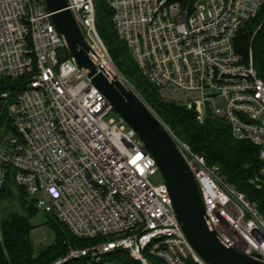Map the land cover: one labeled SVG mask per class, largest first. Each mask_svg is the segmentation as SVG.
I'll use <instances>...</instances> for the list:
<instances>
[{
  "label": "built area",
  "instance_id": "built-area-1",
  "mask_svg": "<svg viewBox=\"0 0 264 264\" xmlns=\"http://www.w3.org/2000/svg\"><path fill=\"white\" fill-rule=\"evenodd\" d=\"M106 2L149 83L185 100L182 106L196 111L201 124L209 115L226 121L232 136L257 147L264 163V64L256 69L252 55L247 62L235 45L264 0ZM68 5L91 59L135 91L98 33L94 0ZM51 17L45 0H0V78L27 77L15 95L1 96L11 101L15 135L0 148V193L12 172L38 210L56 216L76 238L105 242L71 249L55 264L99 261L118 249L141 264H152L148 256L165 264H207L183 232L164 181H151L160 172L155 159L122 119L110 120L113 107L70 56ZM193 94L200 98L189 101ZM165 127L196 179L214 230L231 248L264 263L258 204ZM261 175L252 182L258 189L264 169Z\"/></svg>",
  "mask_w": 264,
  "mask_h": 264
},
{
  "label": "trees",
  "instance_id": "trees-1",
  "mask_svg": "<svg viewBox=\"0 0 264 264\" xmlns=\"http://www.w3.org/2000/svg\"><path fill=\"white\" fill-rule=\"evenodd\" d=\"M96 7V26L98 33L107 47L112 61L139 96L149 105L160 120L168 126L182 142L187 143L192 151L203 156L211 166L221 169L225 180L249 201L258 204L264 216V182L258 189L253 181L263 180L261 175L264 163L259 158L258 148L248 141L236 140L226 121L209 115L201 124L197 113L185 106L167 102L160 91L145 78L132 53L123 41L113 22V11L106 0H94ZM236 50L248 62L252 55L254 66L261 70L264 64V8L260 15L250 21L239 33ZM27 81V77L17 80L0 78V141L7 133L15 135V129L8 115L11 101L1 98L2 94L15 95ZM17 203L25 215L2 207L7 203ZM38 212L34 202L29 199L25 189L18 186L11 172L4 190L0 193V264H55L64 258L69 247L79 246L86 249L90 242L102 239H77L69 229L59 222L49 224L56 230L57 244L35 255L31 242V233L35 227L31 223ZM152 264H165L163 261L148 256ZM66 264H141L123 249L102 256L99 261L91 257L73 260Z\"/></svg>",
  "mask_w": 264,
  "mask_h": 264
},
{
  "label": "water",
  "instance_id": "water-1",
  "mask_svg": "<svg viewBox=\"0 0 264 264\" xmlns=\"http://www.w3.org/2000/svg\"><path fill=\"white\" fill-rule=\"evenodd\" d=\"M45 6L70 56L155 159L182 230L200 258L207 264H264L228 246L214 230L203 211L196 179L175 140L138 93L116 76L107 75L91 59L90 47L68 9V0H45Z\"/></svg>",
  "mask_w": 264,
  "mask_h": 264
},
{
  "label": "rangeland",
  "instance_id": "rangeland-1",
  "mask_svg": "<svg viewBox=\"0 0 264 264\" xmlns=\"http://www.w3.org/2000/svg\"><path fill=\"white\" fill-rule=\"evenodd\" d=\"M200 5H203V3H200ZM115 70L117 71L118 74H120L123 78H125L121 73L118 72L116 67H115ZM160 93H161V97L167 102L175 103L177 105H182L185 102V100H183V99H180V100L177 99L176 96L172 95L168 91H163ZM199 98H200V96H198L197 94H193V95H191L189 101H194V100H197ZM217 104L221 107H225L224 103H222V102H218ZM109 118H110V120H114L116 122L121 121V118L119 117V115L115 111L111 113ZM13 136H14L13 133H7L5 135V137H3L0 141V148L3 149V147L5 145H6L5 148L8 147V145H9L8 143L11 141ZM151 181L154 184H158V183L163 182V177H162L161 173L159 172V174H157L155 177H153L151 179ZM2 207H4L5 210H14V211H17L18 213H20L22 215H25L23 209H21L20 206L17 205L16 202L4 204ZM56 221H57L56 216L49 214V213H46L42 210H38L37 214L33 218H31V223L35 227V229L31 233V242H32V245L34 247L35 255H38L42 250H45V249L52 247V246L57 244L58 237L56 234V230L49 224L50 222L55 224ZM77 239H79V238H77ZM90 243L91 244L87 248L98 247L101 244H104L105 242L99 241V242H90ZM71 249H84V248H81L79 246L69 247L67 254L70 253Z\"/></svg>",
  "mask_w": 264,
  "mask_h": 264
},
{
  "label": "bare ground",
  "instance_id": "bare-ground-1",
  "mask_svg": "<svg viewBox=\"0 0 264 264\" xmlns=\"http://www.w3.org/2000/svg\"><path fill=\"white\" fill-rule=\"evenodd\" d=\"M104 65V72L110 74L112 77H114V74L112 73V69L108 66H106L105 64H102Z\"/></svg>",
  "mask_w": 264,
  "mask_h": 264
}]
</instances>
